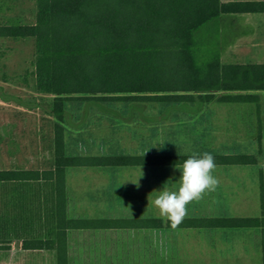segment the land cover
<instances>
[{
    "label": "trees",
    "instance_id": "1",
    "mask_svg": "<svg viewBox=\"0 0 264 264\" xmlns=\"http://www.w3.org/2000/svg\"><path fill=\"white\" fill-rule=\"evenodd\" d=\"M264 12V0H37L36 22L0 24V38L35 37L39 91L54 96L55 161L51 168H0V184L44 182L52 187L48 212L52 236L17 234L24 250H56L57 264H138L154 250V264H182L176 231L263 228L264 217L231 216L229 200L212 193L196 203L177 230L160 216L109 204L105 215H83L70 190L72 167H171L202 154L160 151L68 154L67 111L75 116L89 100L166 106L210 103L259 105V144L264 140V62L224 63L218 49L205 50L203 32L224 13ZM257 92V93H256ZM202 114L203 141L215 143ZM237 145V144H235ZM216 165H256V154L209 153ZM209 197V195H207ZM220 201V202H219ZM209 209L206 214L204 208ZM129 213H125V209ZM213 209V210H211ZM135 210H138L135 212ZM135 213V214H133ZM0 217V249L12 247L15 230ZM175 233V234H174ZM13 234V235H12ZM153 264V263H152Z\"/></svg>",
    "mask_w": 264,
    "mask_h": 264
},
{
    "label": "rangeland",
    "instance_id": "2",
    "mask_svg": "<svg viewBox=\"0 0 264 264\" xmlns=\"http://www.w3.org/2000/svg\"><path fill=\"white\" fill-rule=\"evenodd\" d=\"M36 17L37 0H0V24H32ZM203 35L205 50L218 49L224 63L264 62V12L224 13ZM36 54L33 36L0 38V168L54 166V96L41 93L37 87ZM257 92L261 95L263 109L264 90ZM207 105L200 101L166 106L144 102L104 103L92 99L82 106L77 116L70 106L66 115L68 154L76 151L89 154L164 152L166 147L172 154L233 150L253 153L259 158L258 166H245L246 169L239 166L230 170L233 177L217 166L213 175L230 198L231 216L264 217V143H251V138L237 145L201 140L199 129H203L202 114ZM180 174L174 166L72 167L68 184L78 198L83 215H105L109 204L117 206L121 209L119 213L124 214L125 202V205L140 208L146 215L160 216L148 196L154 201L164 187L177 190ZM240 196L250 199L241 200ZM51 202L50 184H0V217L7 213L5 220L8 221L10 215H15V222H10V229L15 230L12 247L0 250L3 264H57L56 250H24L22 241L16 237L18 233L26 234L25 231L29 233L26 236H52L54 224L48 212ZM195 204L186 206L187 216L194 214ZM203 208V214H208L209 209ZM125 213H129L127 208ZM175 233L182 264H219V250L209 246L202 231L181 229ZM147 254L141 255L143 261L138 264H154V250ZM247 257L250 264H255L252 258L257 264H264V251L258 257ZM234 260L231 258L233 263Z\"/></svg>",
    "mask_w": 264,
    "mask_h": 264
},
{
    "label": "crops",
    "instance_id": "3",
    "mask_svg": "<svg viewBox=\"0 0 264 264\" xmlns=\"http://www.w3.org/2000/svg\"><path fill=\"white\" fill-rule=\"evenodd\" d=\"M261 107H263L261 105ZM264 109V108H263ZM212 111L211 115L206 118L207 125L213 127V137L217 143L238 144L247 142L251 143L259 141V105L256 103H218L216 101L208 103L204 112ZM264 114V113H263ZM263 116V115H262ZM204 126L205 121H204ZM220 166V165H217ZM234 166H238L235 168ZM246 169L245 166L256 165H223L218 169H226L229 176L233 175L230 170ZM224 188L219 185L214 193L221 194V198H226ZM206 195V202L215 201ZM230 200L229 197H227ZM239 199H250L248 196H240ZM220 202V201H219ZM25 230V229H24ZM27 230V228H26ZM233 233V234H231ZM177 236V235H176ZM203 236L208 241L211 248L219 250V264H250L247 256H257L264 251V229L263 228H228L219 229L218 231H203ZM181 254L178 236L176 237ZM236 240V243L234 242ZM19 244V242H17ZM3 251V249H0ZM8 250V249H7ZM218 255V254H217ZM234 258V263L231 261ZM182 259V258H181ZM224 261V262H222ZM4 262V261H3ZM0 259V264H3ZM252 262L257 264L256 261Z\"/></svg>",
    "mask_w": 264,
    "mask_h": 264
},
{
    "label": "clouds",
    "instance_id": "4",
    "mask_svg": "<svg viewBox=\"0 0 264 264\" xmlns=\"http://www.w3.org/2000/svg\"><path fill=\"white\" fill-rule=\"evenodd\" d=\"M174 168L179 169L181 173L178 189L170 191L164 187L154 201L150 195L148 200L159 209L163 219L170 221L171 228L177 230L188 215L186 206L215 192L220 180L213 175L217 168L215 158L207 152L202 157L193 155L184 160L182 165H174ZM136 184L139 187L138 181Z\"/></svg>",
    "mask_w": 264,
    "mask_h": 264
}]
</instances>
